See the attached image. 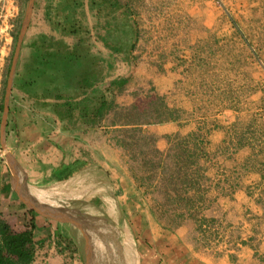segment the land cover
Segmentation results:
<instances>
[{"label":"rangeland","instance_id":"1","mask_svg":"<svg viewBox=\"0 0 264 264\" xmlns=\"http://www.w3.org/2000/svg\"><path fill=\"white\" fill-rule=\"evenodd\" d=\"M29 3L30 0H0V130L6 87ZM40 5L33 7L29 24L32 27L23 39L14 83L16 73L21 79L32 41L43 36L37 34L58 36L54 28L58 29L57 22H64L66 16L80 24L81 36L87 38L85 23L88 21L81 7L72 11L49 10L43 15ZM124 5L128 8L127 16L125 13L113 15L114 10L104 5V18L113 15L109 19L112 35L109 37L104 28L98 26L101 31L98 37L108 39L111 46L121 47L117 55L134 68L127 84L133 103L126 108L135 105L148 118L159 113L171 116L185 126L183 133L176 134L182 137L193 134V144L199 143L203 150L199 152L205 154L197 165L188 166L192 188L186 191L181 181L186 172L177 173L182 166L179 162L185 161L184 154L177 161L178 151L170 152L167 167L162 170L155 166L158 159L150 154L151 146L124 150L122 166L135 184V191L147 203L149 200L164 225L176 228L187 217L194 220L196 212L208 200L211 175L216 169L213 166L216 156L211 150L213 140H217L214 132H224L229 142L217 155L243 146L264 152V0H120L119 8ZM73 40L69 38L71 44ZM101 58L104 72H112L115 59L108 55ZM13 90L14 84L7 121ZM113 118L111 114L107 120L113 121ZM159 125L154 124L150 130L158 129ZM176 134L171 135L169 143L177 142ZM8 156L6 142L3 146L0 138V163L6 162ZM177 184L179 194L173 189ZM67 190L54 187L44 192V201H37L67 211L81 225V229L62 227L56 242L79 255L83 264L88 259L91 264L116 262L119 253L114 252L115 242L107 238L114 226L100 219L98 214L103 210L95 197L100 193L99 188H93L95 198L91 202L77 201ZM54 225L58 226L56 222ZM14 236L10 229L3 228L0 246L6 264H20L16 249L4 241ZM28 239L29 236L25 237ZM87 239L92 241L94 257L91 252L86 254ZM107 249L112 250L107 252Z\"/></svg>","mask_w":264,"mask_h":264},{"label":"crops","instance_id":"2","mask_svg":"<svg viewBox=\"0 0 264 264\" xmlns=\"http://www.w3.org/2000/svg\"><path fill=\"white\" fill-rule=\"evenodd\" d=\"M37 3L43 15L49 10L81 7L87 16L92 53L102 62L104 55L115 59L112 72H104L99 87L107 89L106 96L118 106H131L127 84L134 68L108 51L98 37V26L103 27L113 15L120 16L126 5L104 18L101 0H35L34 8ZM54 30L58 36L37 35L62 41L70 48L79 40L80 36H65L59 28ZM69 38L74 39L72 44ZM120 80L125 82L122 88H110L112 82ZM54 105V100L31 97L20 86L14 87L6 126L5 142L14 169L8 159L0 163V220L14 235L31 231L25 247L32 250L28 264H83L79 255L65 250L55 239L62 234V227H75L40 214L27 204V199L39 201L35 192L45 199L44 192L58 186L67 188L77 201L91 202L96 197L103 208L99 218L113 224L107 238L115 242L114 252L119 255L116 262L101 264H264V152L243 146L217 155L229 142L224 132H212L217 138L211 144L216 169L211 175L208 200L194 220L187 217L179 227L172 228L160 221L158 212L149 200L147 203L139 196L124 171V150L114 140L119 126L107 120L111 114L99 126L88 128L77 115L61 120ZM153 126L143 128L156 134V147L162 152L170 146L169 136L185 129L177 121L150 130ZM93 188L100 191L94 198ZM89 245L94 257L91 240Z\"/></svg>","mask_w":264,"mask_h":264},{"label":"trees","instance_id":"3","mask_svg":"<svg viewBox=\"0 0 264 264\" xmlns=\"http://www.w3.org/2000/svg\"><path fill=\"white\" fill-rule=\"evenodd\" d=\"M101 5L111 8L115 13L119 9L120 0H101ZM127 9L126 7L125 15ZM56 26L65 36H80L77 43L70 48L62 41L47 36H40L32 41L30 57L24 65L21 79H18L19 73H16L14 87L20 86L31 97L54 100V111L61 120L72 119L77 115L80 122L88 128L99 126L108 115L113 114L112 126H119L114 137L116 145L125 151L131 150L134 146L141 148L151 146L150 154L153 153L158 159L156 168L164 170L167 167L166 159L173 150L178 151L177 161L181 160L184 154L185 161L179 162L182 166L178 167L177 173L186 172L185 178L181 181L186 191L190 190L192 181L187 174L188 166L197 165L198 159L205 157L204 153L199 152L203 151L200 144L197 142L193 144L194 135L182 137L176 134L174 139L177 142L170 141L172 145L169 150L160 151L156 147V138L146 134L143 126L163 124L175 119L171 116L165 117L163 113L148 118L135 105L130 108L120 107L114 100H109L106 96L107 89L99 87L104 78L103 62L92 53L88 38L81 36L80 24L66 16L64 22H57ZM102 28L109 37L112 35V25L109 21ZM14 38L16 41V36ZM101 40L106 47L113 48V53L122 51L121 47L111 46L108 39ZM124 85V81H115L110 84V88L114 86L122 88ZM178 185L173 188L176 194L180 192ZM2 230L3 223L0 220V236ZM27 236H30L29 232L17 234L14 239L4 240L7 245L16 249L20 264H28L32 260V250L25 249L29 243V240H25ZM0 264H6L1 246Z\"/></svg>","mask_w":264,"mask_h":264},{"label":"water","instance_id":"4","mask_svg":"<svg viewBox=\"0 0 264 264\" xmlns=\"http://www.w3.org/2000/svg\"><path fill=\"white\" fill-rule=\"evenodd\" d=\"M33 7H34V0H30L29 6H28V9L26 11V15H25V18H24V21L22 24L20 35L18 38V43H17V47H16V50L14 53V58H13V62H12L11 70H10L9 80H8L7 87H6L5 108H4L3 120H2L1 130H0V138H1V143L3 146H4L5 138H6V126H7V112H8L9 96L12 92L17 62L19 59V54H20V50H21V46L23 43L24 36H25V34L29 28L31 15L33 12ZM7 159H8L10 166L12 167V169H14V163H13L12 157L8 156ZM27 200H28L27 204L32 209H34L36 212L43 214V215H45L49 218H52L54 220H57L58 222L65 223V224H68L70 226H73L75 228L80 229V225L77 222V220H75L73 217H71L67 211L60 210V209H54L52 207L37 203L36 201H34L32 199H27ZM89 246H90L89 240L87 239V248H88L87 252H88V254H89V248H90ZM87 264H91L90 259H88Z\"/></svg>","mask_w":264,"mask_h":264},{"label":"bare ground","instance_id":"5","mask_svg":"<svg viewBox=\"0 0 264 264\" xmlns=\"http://www.w3.org/2000/svg\"><path fill=\"white\" fill-rule=\"evenodd\" d=\"M35 196L37 197V199L39 200V201H44L45 199L44 198H42L41 196H40V194H39V192L37 191V192H35ZM117 214V213H116ZM116 217V216H115ZM122 254V253H121ZM99 255V254H98ZM114 261V260H113ZM112 261V262H113Z\"/></svg>","mask_w":264,"mask_h":264}]
</instances>
